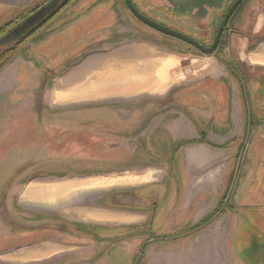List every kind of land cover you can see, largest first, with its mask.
Wrapping results in <instances>:
<instances>
[{
    "label": "rangeland",
    "instance_id": "rangeland-1",
    "mask_svg": "<svg viewBox=\"0 0 264 264\" xmlns=\"http://www.w3.org/2000/svg\"><path fill=\"white\" fill-rule=\"evenodd\" d=\"M78 1L116 3V11L120 12L117 26L132 30L133 39L147 41L156 48L169 50L174 57V62L170 63L171 72L170 69L166 70L168 87L171 90L169 95L166 91V94H141L130 98L97 100L91 105L88 104L90 106L46 103L43 100L45 96H67V90L60 88L62 85L74 88L73 92L78 94L75 95L78 99L83 97L81 92L91 88L92 83L96 84V88L89 90L91 97L107 95L106 91L99 89L103 79L102 72L81 71L66 80L72 69L89 64V59L99 58L100 53L97 50L101 48L99 40L103 35L115 38L108 33H97L110 25H104L108 24L104 20L100 23L97 20L99 18H96L99 16L93 14L68 18L74 19L70 25L66 23L68 19L63 22L65 24L56 25L58 20H55L62 18L63 12L16 51L13 59L0 70V82H6L9 76L7 83H10V89L5 93L0 91V128L4 125L0 132L3 128L4 132L8 131L7 136H0V264H131L133 258L126 254L128 252L121 251L120 246L126 247L128 251L134 247L139 248L142 238L134 237L136 228L118 226L117 221H92L95 218L93 212L82 214L86 207L79 203L70 208L66 207V203H60L58 208L37 204L36 201L54 202L55 198H42V192L70 178L106 175L84 178L69 184L73 186L69 195L75 193L74 198L78 200L91 193L87 210H95L99 195L107 194L102 199L103 206L98 205L102 211L107 209L106 213L111 216H114L111 211L135 208L130 197L136 194V190L129 189L128 184L154 181L152 186L146 187L148 191H145L150 201L148 210L156 211V218L149 227L156 239L150 244L153 247L160 246L164 242L160 237L182 235L183 233L177 231L185 226L182 225L175 231L179 224L172 222L170 217L178 214L179 207H182L184 183L192 178L191 175L181 173L184 170L178 163L188 159L187 155L190 157L187 152L192 147H178L179 141L172 143L178 139L175 134L180 132L178 128L175 129V134L172 131L181 122L177 119L179 114L193 125L196 132L204 133L202 139L215 148V151H208L210 153L204 156L216 164L205 170V173L224 166L227 171L226 185L230 182L226 187L229 188L228 193L231 194L233 189L246 188L249 182H253L256 189L261 183V191L264 193V118L261 117L264 114V73L255 68L250 70L241 62L238 52L245 48L243 43H246L240 35L245 29L248 11L255 0H246L233 14L217 50L208 56L138 22L126 10L123 0H74L70 6ZM131 1L148 19L162 23L183 35H191L192 40L207 47L212 43L224 14L234 0ZM157 8L161 9L160 12ZM1 21V30L15 28L10 23L16 21L14 18H3ZM262 39L264 29L252 37L251 43L247 45L249 47L253 41ZM11 45L12 43L5 44L0 50ZM94 45L98 47L97 50H92ZM94 51L96 52L91 53ZM206 56L218 60L223 68L221 76H225L227 80L206 78L201 64L190 58ZM180 67H187L185 76L179 75L180 72L176 73ZM31 82L33 86L26 90L25 87L29 88ZM23 95L30 98L25 113L27 116H34L25 126L23 121L15 120L19 107H22V100L13 103L7 98ZM196 96L198 99L195 101ZM236 100L244 108L246 118L240 122L241 127L244 125V130L224 144L217 145L208 141L206 131L211 130L215 136L217 128H213L214 124H228L224 121V114L230 113L231 107L237 106ZM83 113L89 114L83 116L86 118L84 123L72 124V120H57L63 115L71 117L73 114L79 117ZM200 113H204L205 118H200ZM210 113L213 119H210ZM40 114L44 118H50L42 119L41 126L38 119ZM48 114L57 115L51 117ZM57 116L60 118H56ZM67 123L70 126H62ZM234 123L236 125L237 120ZM100 127L108 130L117 128L125 136L106 137L105 141V137L93 136ZM141 133L142 137H139ZM192 139L198 138L196 136ZM106 142L108 145H103ZM113 173L116 175L112 176ZM103 178L113 179L114 183L101 184ZM95 179L100 184L89 185ZM106 188L108 189L99 191ZM120 196L124 197L122 207L117 202ZM84 199L86 202L87 198ZM211 203L209 201L208 204ZM228 206V203L224 204L223 209ZM171 208L174 209L172 214ZM96 225L106 228L98 232L102 238L105 236L107 243L101 245L99 255L90 258V249L86 246L92 239L96 241L94 238L97 237L94 235L97 233L92 229ZM76 227L85 228L83 230L87 231L77 232ZM143 235L145 239L142 240L147 241V231ZM52 244L61 247L59 254L49 258L31 259L34 252H40L41 249L45 251ZM73 244L80 247L71 251L68 247ZM74 251L77 254L74 255L76 259L72 258L73 255L66 254ZM142 251L143 249L138 255H142ZM46 255L48 254L44 256Z\"/></svg>",
    "mask_w": 264,
    "mask_h": 264
},
{
    "label": "crops",
    "instance_id": "crops-1",
    "mask_svg": "<svg viewBox=\"0 0 264 264\" xmlns=\"http://www.w3.org/2000/svg\"><path fill=\"white\" fill-rule=\"evenodd\" d=\"M41 1L42 0H0V22H2L1 19L3 18H8L9 20L15 18L22 11L36 6ZM116 7L117 4L112 1H78L75 2L74 5L70 6L68 10L66 9L62 18L55 20L56 22L58 20L56 25L60 24L59 26H61L65 24L63 22H65L68 18L71 19L72 17L78 15L85 16L93 14L99 16L96 18H99L97 20H100V23L102 20H104V22H108V24L104 25H110V27L101 29L97 31V33H108L112 36H115V38H110V35H103L99 40L101 48L97 50L98 47L94 45L95 47L92 49L99 51V58L93 60L89 59V64H87L89 67L84 65L76 70L72 69L66 78L67 80L72 75L80 73L81 71L91 72L96 70L102 72L103 79L102 83L99 84V89L101 88L102 90L106 91L107 95L104 94L102 97L96 98L91 97L89 90L91 89L90 91H93L96 88V84L92 83L91 88L86 92H81L83 97L78 99L75 96L78 94L73 92L74 88L62 85L60 88L67 90V96L60 97L59 94L55 95L53 93L55 96H45L43 98L46 103L52 105L55 103H66L72 105L82 104L85 106H90L92 102L97 100L106 101L117 98H130L139 96L141 94H166V91L169 95L171 88L170 86L168 87L169 84L166 70L170 69V63L174 62V60H172L174 57H172L169 50L165 48L159 49L156 48L153 43L133 39L134 35H132V30L127 29L126 27L117 26V19H119L118 13L120 12L116 11ZM249 11L245 29L241 31L240 35L246 43H243L245 48L240 49L238 52H240L239 56L241 58V62H243V64H245L250 70H254L255 68L264 73V39L257 42L253 41L252 45L249 47L247 45L248 43H251L250 40L252 37L254 38L256 34L261 33L264 29V0H255L252 2ZM70 19H68L66 22L68 25H70L74 20ZM95 52L96 51L91 53ZM190 58L201 64L203 68V74L206 78H210L212 80H227L225 76H221L223 68H221L222 66L214 57L206 56L197 57L196 59L193 57ZM186 59L187 57L185 56L184 60ZM178 70L176 73L180 72L179 75L181 74L182 76H185L188 72L187 67H180ZM169 72H171V69ZM7 77L9 78V76ZM8 78L6 82H0V91H3V93L10 89V86H8L10 83H7ZM15 79L17 80V78ZM63 82L65 81H62V83ZM32 86L33 83L31 82L29 88L25 87V89L30 90V87ZM7 98L13 103H18L20 100H22V107H19L17 111L18 113L15 115L16 121L17 119L23 121L25 126L28 120L31 121L34 118V116H27L24 111L26 109L25 107L29 104L30 98H26L24 95L23 97L9 96ZM197 99L198 97L196 96L195 101ZM235 103L237 106L231 107V112L224 114V121L228 122L227 125H220L218 123L214 124L213 128H217V134L215 136L210 132L211 130L206 131L208 141L210 140L217 145L224 144L233 138H236L238 133H241L244 130V125L241 127L240 124V122L244 121L246 118L244 108L241 106L239 101L236 100ZM262 103H264V101ZM48 115L52 117L56 116L57 114ZM84 115L89 114L83 113L82 116L79 115V117L74 116L73 114L71 117H69V115H63L61 118L59 117V114V116L56 118H60L57 120L64 121L72 120L74 121L72 124L79 122L84 123L86 120V118L83 117ZM203 116L204 113L199 114L200 118ZM209 117L210 119H213L211 113L209 114ZM261 117L264 118V114H262ZM38 119L40 121L39 126H41L42 119L50 120V118H44V115L42 116V114H40ZM51 119L57 121L55 118ZM177 119L181 122L179 123V121H176L179 124H176L172 131L174 133L175 129L178 128L180 132H178L177 135L174 133L178 139L174 140L172 142L173 144H175L177 141L185 140L186 142L193 140L192 138L196 136L199 138L200 131L196 132L193 128V125L183 115L179 114ZM236 120L237 123L234 125ZM171 125L170 128H172ZM62 126H70V124L67 123V125ZM16 127L17 126H15L14 130H16ZM2 130L3 131L0 132V136L6 135V133H8V131L4 132V128ZM142 133L139 137H142ZM94 134L95 135L93 136L99 135L100 137H105V141H107L106 137L119 135H121V137L125 136L124 133L117 128L108 130L105 127H100ZM173 144H171V146H173ZM103 145L107 146L108 143H103ZM185 146L192 147V150L187 152V154L190 153V157L187 155L188 159L178 161V163L182 170H184H180L181 173L184 175H191L192 178L188 182L184 183L185 192L182 207H179L178 214H174L170 217L172 222L179 224L175 227V231L176 228H179L182 225L185 227L177 231L183 233L182 235L179 237H173L174 235H171L172 238L169 237L168 239H164V242L160 244V246L153 247L150 243H154V240L146 243L144 246L142 245V242H144L142 239H145V235H143V233H146V230L149 229L156 218V211L148 210L150 201L148 197L143 194L146 193L145 191H148L146 187L151 186L154 181L140 184H128L130 186L129 189L136 190V194L134 193L135 195H131L130 197V199H132L131 203L134 204L135 208L126 210L119 209L115 212L111 211L114 216L107 214V209L102 211L103 209L100 207L103 206L101 202L102 199L107 196V194L99 195L98 204L100 206L97 204L94 207L96 208L95 210H87L88 200L90 199L91 193H89L88 197L83 196L78 200L74 198L76 195L75 193L69 195L73 188V186L69 184H73L74 182H78L84 178L86 179L106 176L102 174L95 175L93 177L85 176L83 178H70L62 182H58L57 184H54L52 188L44 190L41 194L42 198L45 199L55 198L54 202H36L41 206L49 207L50 205L51 208H58L60 203H66V207L68 208L73 207V205L76 203H79L83 207H86L82 210V214H92L93 212V216L95 218L92 221L97 223L117 221L118 226L126 225L125 227L131 226V228H136L137 231H135L134 237H137L138 239L142 238V241L140 240L138 244L139 248L134 247L128 251L126 247H123L122 245L120 246L121 251H125V253L128 252L126 254H130L129 257L131 259L133 258L131 264L133 263L134 259L139 256L138 254L142 249V255H140L141 258L138 264H264V193L261 191V183H259L257 189L253 186V182H249L246 188L243 187L239 190L233 189L231 194L229 193L227 196V203L229 206L223 209L222 213L218 215L210 224L190 233L193 228L200 224L218 207L220 200L226 191L227 171L226 167L223 166L221 168L218 166L213 172L210 171L205 173V170L213 168L216 165L214 164L215 162H212L210 159L208 160V158L205 159L206 157H204L210 153L208 151H215V148L210 144L198 143L193 145L186 144L184 147ZM181 149H183V147ZM114 175L116 174L113 173L112 176ZM96 181L97 179H95V182H89V185H99L100 183H96ZM163 181L164 180H162V182ZM107 189L108 188L99 189V191ZM50 193H52V196ZM84 197L87 198L86 202ZM209 201L212 203L208 204ZM117 202L118 205L122 207V205H124V197L120 196L119 200L117 199ZM173 204L174 202H172V206ZM191 209L192 211L190 212L189 210ZM173 210L170 212L171 214L173 213ZM261 215H263V217ZM99 226L96 225L93 227L104 228ZM95 240L96 241H93L92 239L89 241L88 246H86V248L90 249V258H94L99 255L101 253V245L107 243L105 236L102 238V241L99 239ZM78 247L80 246L73 244L68 248H71L70 250L72 251V249H76ZM60 248L61 247L59 245L52 244L51 246L47 247L45 251L41 249L40 252H34V256H32L33 258L31 259L54 257L56 254H59ZM44 253L48 255L44 256ZM66 254L73 255L72 258L76 259V256H74L77 255L75 251L66 252ZM77 258L79 257L77 256Z\"/></svg>",
    "mask_w": 264,
    "mask_h": 264
},
{
    "label": "water",
    "instance_id": "water-1",
    "mask_svg": "<svg viewBox=\"0 0 264 264\" xmlns=\"http://www.w3.org/2000/svg\"><path fill=\"white\" fill-rule=\"evenodd\" d=\"M68 0H51L47 4L43 5L36 12L25 18L23 21L19 22L15 25L13 30L9 29L4 36L0 38V48L4 47L5 44L12 43L11 46L18 43L20 40L25 38L27 35L32 34L36 31L44 22L49 20L52 16L56 14L57 11L67 2ZM127 10L130 14L138 20L143 25L180 42H183L197 51H199L203 55H212L215 53L221 37L226 30V26L235 13V11L240 7L242 3L246 0H234L233 3L229 6L226 13L224 14L218 28L216 34L213 38L210 46H202L196 41L184 36L183 34L173 31L169 28H166L150 19L146 16L142 15L138 12L134 6L132 5L130 0H123ZM10 46V47H11ZM9 48V47H8ZM6 48V49H8ZM4 50V49H3Z\"/></svg>",
    "mask_w": 264,
    "mask_h": 264
},
{
    "label": "trees",
    "instance_id": "trees-1",
    "mask_svg": "<svg viewBox=\"0 0 264 264\" xmlns=\"http://www.w3.org/2000/svg\"><path fill=\"white\" fill-rule=\"evenodd\" d=\"M49 1L51 0H42L39 4H37L36 6L26 9L24 11H22L21 13H19L14 19L16 21H11L10 23L14 25H16V23L18 24L19 22L23 21L25 18H27L28 16H30L31 14H33L34 12H36L39 8H41L43 5L47 4ZM131 1V0H130ZM74 2V0H68L61 8L59 11L56 12V14L54 16H52L49 20H47L46 22H44L42 24V26H40L36 31H34L32 34L27 35L25 38H23L22 40H20L18 43L14 44L13 46L9 47L8 49H4V50H0V70L5 67L15 56L16 51L22 46L24 45L27 40L33 36L36 32L42 30L48 23H50L51 21H53V19H55L58 15L62 14L63 12L66 11V9ZM124 3V1H123ZM132 3V1H131ZM243 4V3H242ZM241 4V5H242ZM125 5V3H124ZM133 5V3H132ZM240 5V6H241ZM126 8V6H125ZM136 9V8H135ZM239 9V8H238ZM237 9V10H238ZM127 10V8H126ZM236 10V11H237ZM128 11V10H127ZM235 11V12H236ZM129 12V11H128ZM130 14V12H129ZM131 15V14H130ZM25 16V17H24ZM132 16V15H131ZM133 17V16H132ZM134 18V17H133ZM232 18V17H231ZM135 19V18H134ZM13 20V19H12ZM138 21V20H137ZM230 21V20H229ZM15 24H14V23ZM139 22V21H138ZM8 24V23H7ZM11 24V25H12ZM9 25V24H8ZM7 25V26H8ZM3 28V27H2ZM2 28H0V38L2 36H4L6 34V32L9 30H7V28L5 30H1ZM226 31V30H225ZM199 43V42H198ZM204 136V133H199V138L196 140H189V141H179L178 143V147L184 146V145H193V144H198V143H207L205 139H202ZM228 184H230V182H228ZM226 185V187H228L229 185ZM228 189L226 188V191L222 197V199L220 200V203L218 205V207L212 212L210 213L200 224H198L195 228H193L192 232L197 231L198 229L207 226L208 224H210L218 215H220L223 211V206L224 204L227 203V196L229 195L228 193ZM190 232V233H192ZM139 258V259H138ZM138 258L134 259L135 261L132 264H138L140 261V257L138 256Z\"/></svg>",
    "mask_w": 264,
    "mask_h": 264
},
{
    "label": "flooded vegetation",
    "instance_id": "flooded-vegetation-1",
    "mask_svg": "<svg viewBox=\"0 0 264 264\" xmlns=\"http://www.w3.org/2000/svg\"><path fill=\"white\" fill-rule=\"evenodd\" d=\"M133 6H134V8H136L135 7V5L133 4ZM162 8V7H161ZM136 10L138 11V9L136 8ZM160 8H157V11L158 12H160ZM139 12V11H138ZM142 14V13H141ZM143 15V14H142ZM145 16V15H144ZM176 21H179V19H176ZM154 22H156V21H154ZM156 23H158V22H156ZM229 23V22H228ZM158 24H160V25H162V26H164L162 23H158ZM165 27V26H164ZM167 28V27H166ZM180 28V27H179ZM174 31V30H173ZM185 31V30H184ZM177 32V31H176ZM186 32V31H185ZM188 34V33H187ZM190 35V34H189ZM184 36H186V37H188V38H190V39H193V38H191L190 36H187V35H184ZM222 38V37H221ZM221 41V40H220ZM220 43V42H219ZM200 44V43H199ZM203 46V45H202ZM219 46V45H218ZM218 48V47H217ZM217 50V49H216ZM263 101H264V97H263ZM153 185V184H152ZM151 185V186H152ZM143 194H145V193H143ZM147 196V195H146ZM155 211V210H154ZM76 229V231L77 232H80L81 233V231H83V232H86L87 230H83V229H85V228H83V229H80V228H75ZM92 229H94V230H96V233H97V235H94V237H97V238H94V239H99V240H101L102 239V237H99L100 235H99V232L98 231H104V230H106V228H94V227H92ZM147 231V233H148V235L146 236V238H148V240L147 241H144V242H142V245L144 246L146 243H148V242H151V241H153V240H155L156 238H154L155 236L153 235V231L149 228V229H147L146 230ZM94 232V231H93ZM133 233H135V232H133ZM162 240H164V239H168V238H164V237H160ZM172 238V237H171ZM139 257H140V255H139ZM137 258H138V256H137ZM141 258V257H140ZM139 259V258H138Z\"/></svg>",
    "mask_w": 264,
    "mask_h": 264
},
{
    "label": "bare ground",
    "instance_id": "bare-ground-1",
    "mask_svg": "<svg viewBox=\"0 0 264 264\" xmlns=\"http://www.w3.org/2000/svg\"><path fill=\"white\" fill-rule=\"evenodd\" d=\"M91 87V86H90ZM99 181H101V180H99ZM116 181V180H115ZM102 183L101 184H111V183H114L113 182V179H110V178H104L102 181H101ZM71 187V186H70ZM50 189V188H49ZM49 193V192H48ZM52 193H50V195H51ZM45 195V194H44ZM47 195V194H46ZM52 196V195H51Z\"/></svg>",
    "mask_w": 264,
    "mask_h": 264
}]
</instances>
